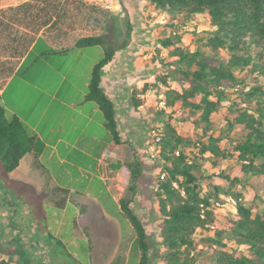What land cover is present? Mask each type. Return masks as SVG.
<instances>
[{
    "label": "trees",
    "instance_id": "16d2710c",
    "mask_svg": "<svg viewBox=\"0 0 264 264\" xmlns=\"http://www.w3.org/2000/svg\"><path fill=\"white\" fill-rule=\"evenodd\" d=\"M147 1L157 8L187 17L204 13L216 27L205 42L211 54L201 48L192 52L176 47L179 37L161 40L159 50L168 51L177 58V72L187 82V87L183 86L181 90L167 89L165 103L167 107L188 108L197 117L195 123H202L209 139L199 143L200 153L208 154L207 158L214 166L219 164V160L227 158L237 163L234 177L224 175L222 171L219 176L235 182L241 180L240 176L245 178L247 175L264 180V0ZM131 30L132 25L129 26L128 39L119 47L101 34L83 36L76 41L78 47L100 45L104 50L103 57L93 66L85 98L97 103L115 143L121 142V136L114 102L101 87L102 69L113 60L118 49L129 44ZM221 50L225 51V56ZM238 73L242 75L239 77ZM157 80L165 84L167 75L157 77ZM240 84L243 85L241 99L228 105L229 114L225 117V123L231 130L241 132L233 142L234 153H230L220 147V137L211 135L210 130L227 97L226 87L238 85L239 90ZM133 101L135 107L140 105L138 99ZM159 135V158L165 164L162 171L165 175H161L158 187L162 218L159 237L165 249L162 260L165 264H195L193 250L197 244L194 234L205 228L207 223L215 222L217 214L211 206L215 198L211 193L202 194L196 173L198 163L193 159L190 162L191 157L181 149L191 142L170 121L165 122ZM43 147L44 143L29 132L18 115H7L0 93V170L4 174L13 171L28 152L38 154ZM132 154L134 158L125 162L130 176L126 192L119 198V205L135 232L134 245L141 253L138 264H149L151 247L148 233L131 207L144 164L136 151ZM216 189L218 193L226 192L219 187ZM234 197L236 209L224 217L223 228L215 230V235L209 237L211 243L206 249L212 250V244L219 247L210 264H264V213L253 214L240 193ZM202 203L207 207L204 217L201 216ZM1 254L16 256L18 264H39L26 254L20 244L11 246L10 243L2 245L0 242V264H10Z\"/></svg>",
    "mask_w": 264,
    "mask_h": 264
},
{
    "label": "rangeland",
    "instance_id": "374dc122",
    "mask_svg": "<svg viewBox=\"0 0 264 264\" xmlns=\"http://www.w3.org/2000/svg\"><path fill=\"white\" fill-rule=\"evenodd\" d=\"M118 1L120 3L119 8L113 10H106L87 4L84 1L80 3L83 15L86 17L90 15L89 19L95 23V26L92 27L93 32L106 36L114 46L119 47L128 39L129 26L132 25L129 43L133 40V34H135L133 45L138 44L140 46L139 50L134 51V57H137V66L141 67L139 73L142 72V75L134 80L135 86L132 85L130 88V100L132 102L133 99H138L143 105L141 110H138L141 115L134 114L136 124L142 131V137L139 143L134 142V145L131 143L127 148L128 153L129 151L132 153L136 151L138 158L144 164V172L137 183L131 207L148 233V241L151 247L149 250V264H165L162 260L165 249L161 245L159 237L162 218L159 212L158 199L159 180L162 171L164 172L163 166L165 164L161 162L159 157L151 158L150 156L151 148L156 147L157 142L152 129H157L159 134L165 122L170 121L179 133L191 142L189 146L181 147V149H184L191 157L190 161L193 159L198 163L196 173L199 178L200 190L203 195L211 193L215 198L213 201L230 197L235 199L236 193H240L242 195L241 199L251 207L253 214L264 213V180L247 175L245 178L240 176L241 180L235 182L219 176L218 173L222 171L224 175L228 174L234 177L236 173L234 166L237 163L227 158L219 160V164L214 166L211 160L207 158L208 154L201 155L200 153L201 146L199 143L207 142L209 136L205 135L201 122L195 123L197 117L188 108L180 106L167 107L166 103L163 107L160 104L162 99L165 100L164 93L167 89L181 90L180 88L183 86L187 87V82L182 80V76L177 72V58L171 56L168 51L159 50L161 40L166 37H179L180 40L177 42L176 47L179 46L192 52L201 48V50L211 54L210 49L205 47V42L213 34L216 27L211 24L207 15L197 13L187 17L185 14L157 8L147 0V3L144 0ZM129 7L131 12L128 10ZM138 7L142 9L141 12ZM135 29L140 30L135 32ZM44 44V42L38 44L36 50L23 66L18 78L10 84L3 94L2 104L8 116L13 115L8 106L18 109L24 118H26L25 113H28L27 111L35 105L39 104L36 112L42 109L40 106L45 102L47 95L42 96L39 90L34 89L35 85L43 90L50 91V93L57 84L61 87V69H65L70 60L65 61L60 50L56 49L54 45L50 47ZM220 52L222 55H226L224 50ZM71 55L74 68L72 73L68 75V81L63 84L62 90L70 88V81L74 80L75 86H72L71 89L87 92L88 86L86 87L85 82L90 81L93 66L103 57L104 50L100 45L87 46L81 49L75 48ZM145 55L148 58H145ZM166 75L167 83L163 84V82L157 80V77ZM241 75V73H238L239 77ZM242 88L243 85L240 86L239 90L238 85L226 87L227 97L217 112L210 130L211 135L220 137V147L230 153H234L233 142L240 136L241 132L237 129L231 130L225 123V117L229 114L228 105L241 99ZM78 97L79 94L76 93V98ZM80 99L83 101L81 106L83 112H90L91 107L98 106L95 101L84 102V98L80 97ZM57 109L56 104L52 103L46 119H48L49 124L61 127V115L57 112ZM36 112L31 113L36 114ZM92 116L94 121L87 131V135L97 134L100 140L95 145L98 144L96 146V149H98L101 148L99 145L105 139V135L110 138L111 133L105 128L106 126H99V122L104 123L101 110ZM76 122L83 125L85 119L80 117V119H76ZM84 139L85 143L91 140L90 137ZM89 148L94 147L88 146ZM113 163L116 164L115 161ZM88 164H91L92 170L95 169L93 158L79 154L75 150L73 154L66 157L65 162L52 161L47 166L51 167L57 181L68 182L80 187L84 185L87 178L81 175L78 166H90ZM94 183L98 203L103 207L104 212L114 220L104 216L103 221L96 214L94 218L95 225L93 226L94 235L86 233L84 237L80 235L75 237L74 241H70L69 231L74 227L75 210L77 211V209L74 204H69L61 226V239L69 241L60 244V239H54L56 245L53 251L51 248L48 250L47 243H43L46 256L49 259L39 258L41 264L47 262H51V264H138L141 253L139 248L134 245L135 232L118 202L121 195L125 194L128 184L124 186V191L120 190L121 192L115 195L103 185L99 178H95ZM217 187L226 192L218 193ZM43 211L38 213V217L41 219L40 215H43L48 220L50 219V225L46 227V230L48 229L49 232L55 231L57 228L55 221L59 219L61 210L47 205ZM229 213L228 210H221L216 215L214 222L216 228L212 232L205 231L194 234V240L197 244L196 249L193 250L194 256H196L195 264H210L214 252L219 247L212 244V250L206 249V246L211 243L209 237L215 235V230L218 231L223 228L224 217ZM57 215L59 216L57 217ZM112 220L113 222H111ZM10 244L13 246L12 243ZM1 256L9 260L10 264H18V258L14 255L1 254Z\"/></svg>",
    "mask_w": 264,
    "mask_h": 264
},
{
    "label": "crops",
    "instance_id": "0c3cea01",
    "mask_svg": "<svg viewBox=\"0 0 264 264\" xmlns=\"http://www.w3.org/2000/svg\"><path fill=\"white\" fill-rule=\"evenodd\" d=\"M80 2L82 1L0 0V93L2 96L10 84L18 78L23 66L40 42L50 47L54 45L60 50L65 61L70 60L69 65L61 69V87L57 84L50 93L37 85L34 86L42 96L47 95V99L45 98V102L40 106L42 108L40 111L36 112L39 107L37 104L25 113L26 118H24L18 109L8 106L12 114L18 115L23 120L29 132L35 134L44 143V147L38 154L34 151L28 152L13 171L4 174L0 170V242L2 245L20 244L26 254L39 264H41L39 258L49 259L43 243H47L48 250L51 248L53 251L56 245L54 239H60V244L69 241L61 239V226L69 204H74L77 209L74 227L69 231L70 241H74L75 237L80 235L84 237L86 233L94 235L96 214L102 220L104 216L113 219L98 203L94 179L99 178L115 195L120 193V190L124 191L130 176L125 162L134 158L132 152L128 153L127 147L131 143L133 145L134 142L139 143L142 137V131L136 124L134 114L141 115L139 111L143 105L140 102L135 108L133 100L132 102L130 100V88L132 85L135 86L134 80L142 75V72L139 73L141 67L137 66V57H134V51L140 49L137 43L133 45L135 34L133 40L126 47L118 49L113 60L102 69L101 87L114 102L121 136L120 143H115L111 135L110 138L105 135V139L99 145L101 148L96 149L98 144L95 143L100 139L95 133L87 135V131L94 121L92 115L100 110L99 107L93 106L90 112H83L81 107L83 101L80 97L84 98V102L90 101L85 98L86 91L71 89L75 86L74 80L70 81V88L62 90L63 84L68 81V75L74 68L71 52L75 48H82L76 45V41L80 37L97 34L92 30L95 23L89 19L90 15L87 17L83 15ZM144 2L147 3L146 0ZM128 10L131 12L130 7ZM138 10L141 12L142 9L138 7ZM139 30L135 29V32ZM144 57L148 58L147 55ZM85 85L86 87L89 85V80ZM76 93L79 94L78 98ZM52 103L56 104L57 112L61 115V127L49 124L46 119ZM80 117L85 119L83 125L76 122ZM99 126L105 124L99 122ZM88 137L91 140L85 143L84 138ZM88 146L94 148L88 149ZM75 150L95 160L94 170L91 164L84 165L85 167L78 166L81 175L87 178L80 187L57 181L51 167L47 166L52 161L65 162L66 157ZM108 151L114 152L115 156L104 159ZM114 161L116 164L113 163ZM115 199L118 201L116 196ZM47 205L61 210V215H57L59 219L55 221L57 228L53 232L46 230L50 225V219L43 215H40L41 219L38 217V213L44 212Z\"/></svg>",
    "mask_w": 264,
    "mask_h": 264
},
{
    "label": "built area",
    "instance_id": "2783aa9c",
    "mask_svg": "<svg viewBox=\"0 0 264 264\" xmlns=\"http://www.w3.org/2000/svg\"><path fill=\"white\" fill-rule=\"evenodd\" d=\"M82 1L86 2L87 4H92V5L98 6L100 8L106 9V10H113V9L119 8V5H120L118 0H82ZM160 104L164 107L165 106V100L162 99ZM152 133H154V136L156 137L157 142L155 144L156 147L153 146L151 148L152 152H151L150 156H151V158H157V157H159V153H160V148L157 145L158 141L160 140V135L158 134L157 129H152ZM114 156H115L114 152L108 151L105 154L104 159H108V158L114 157ZM164 175L165 174H162V177ZM236 204H237L236 199L230 197L228 199L222 198L221 200H218V201H212L211 206H212V210L214 211V213L219 214L221 210L222 211H224V210L232 211V210L236 209ZM201 207H202L201 216L204 217L206 214L205 210H207V207H205L203 203L201 204ZM215 228H216L215 223H207L205 225V228H202L201 230H197L196 234L200 233V232L213 230Z\"/></svg>",
    "mask_w": 264,
    "mask_h": 264
}]
</instances>
